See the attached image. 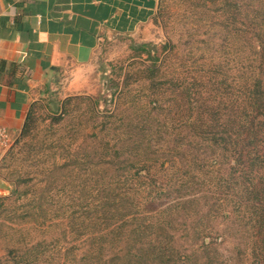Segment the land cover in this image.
I'll list each match as a JSON object with an SVG mask.
<instances>
[{
    "label": "trees",
    "instance_id": "trees-1",
    "mask_svg": "<svg viewBox=\"0 0 264 264\" xmlns=\"http://www.w3.org/2000/svg\"><path fill=\"white\" fill-rule=\"evenodd\" d=\"M224 7L233 12L231 16L242 17L243 32L252 34L251 56L255 65L244 67L239 81L221 76L212 83L210 79L205 81L199 72L195 76L191 72H182L163 77L160 68L171 50L164 46L161 55L156 54V50L152 55L149 46L142 45L140 49L150 65L127 73L114 91L119 100L132 93L137 99L140 95L137 97L130 89V85L137 81H142L146 91L147 96H143L146 116L139 125L126 121L129 128H138L137 141L131 147L117 149L116 144H112L113 140L120 138V129L126 119L118 110L106 112L103 115L105 120L96 122L99 127L95 125L98 129L92 132V137L98 139V148L91 151L83 148L78 141L84 130L75 125L57 142L42 141L45 149L40 145L28 149L32 158L37 157L35 155L42 149L49 154L45 160L46 168L51 165L53 169L66 173L65 186L78 178L86 181L91 176L96 177L95 172L101 166L114 167L110 181L95 179L93 189L82 190L87 192L77 204L78 210L74 212L77 217L73 215L70 221V231H77V236L82 238L81 245L89 239L93 244L99 243L103 251L125 237L128 249L122 256L116 254L113 264L192 263V254L181 255L173 245L171 234L157 226L158 232L146 224V218H139L152 211L148 207L151 200L166 191L171 182L178 185L177 192L193 187L195 191L209 192L215 199L209 210L210 216L220 214L225 220L233 217L242 222L249 231L252 264H264V7L251 16L239 3L224 0ZM134 100V108L144 104L141 99L136 103ZM36 103L31 104L19 136L10 142L1 162L9 164L27 149V139L34 135L37 121ZM155 112L163 113L165 117L156 120L153 117ZM60 119H53L54 123L49 126L59 123ZM92 119L98 120L95 112ZM152 120H155V127ZM109 130L112 135L108 134ZM165 136L172 137L174 146L159 152L152 143L160 142ZM204 149L210 151L208 156L201 154ZM224 163H228L227 173L221 168ZM194 205L191 203L190 209ZM190 209L183 208L180 202L177 204L179 213H188ZM163 222L168 224V221ZM192 232L196 239L193 244L204 255L201 264H226L216 241H206L209 234L205 229L196 223L192 225ZM75 249L70 246L66 256ZM85 257L88 260L97 258V255L90 251Z\"/></svg>",
    "mask_w": 264,
    "mask_h": 264
},
{
    "label": "rangeland",
    "instance_id": "rangeland-1",
    "mask_svg": "<svg viewBox=\"0 0 264 264\" xmlns=\"http://www.w3.org/2000/svg\"><path fill=\"white\" fill-rule=\"evenodd\" d=\"M230 1L244 6L250 16L264 7V0ZM224 8V0H158L153 16L146 23L131 33H113L102 38L92 62L74 72L73 80L67 82L68 87L64 83L63 86L54 84L36 103L37 121L34 135L27 139L29 147L9 164L0 162V190L3 192L0 193V264H113L116 254L122 256L126 252L128 244L125 237L102 251L99 243L93 244L89 239L81 245L82 238L77 236V231H70L71 218L73 215L77 217L74 213L78 210L77 204L87 192L82 190L93 189L95 179L110 181L114 167L101 166L95 172L96 177H88V183L84 178H78L65 186L66 173L53 169L51 165L46 168L45 160L50 155L43 152L45 147L41 142H57L76 125L84 130L79 134L78 143L91 151L98 146V139L92 137V132L99 127L97 123L105 120L103 115L106 112L119 110L126 118L125 124L120 129V138L113 140L112 144L115 143L117 149L131 147L137 141L138 128H129L126 121L139 125L146 116L143 110L146 91L142 81L130 85L131 92L141 98L135 99L132 93L119 100L114 91L127 73L150 65L140 49L142 45H148L152 55L155 50L161 55L164 46L171 50L160 68L163 77L182 72H191L195 76L199 72L205 81L210 79L212 83L221 76L239 81L244 67L255 65L251 56L252 34L243 32L242 17L231 16L233 12ZM175 69L177 72L174 73ZM140 99L144 104L134 108L132 101L136 103ZM94 112L98 115L97 121L92 119ZM58 117H61L60 122L49 126ZM153 117L159 120L165 114L155 112ZM151 124L155 127V120ZM151 130L155 131L154 128ZM108 134L112 135V130ZM174 142L171 136H165L158 143L154 141L152 147L156 145L162 152L174 146ZM39 145L43 149L32 158L28 149ZM201 154L208 156L210 151L204 149ZM93 160L96 162L98 159ZM227 166L228 163L221 165L224 173L228 171ZM171 184L151 200L148 207L152 211L139 218H146L147 225L156 230L158 226L171 234L173 245L181 255L192 254L191 264H201L204 256L193 244L196 239L192 225L196 223L209 234L207 242L216 241L218 252L226 264H252L249 231L242 222L233 217L225 220L220 214L210 216L209 210L215 199L209 192L195 191V187L182 188L177 192L178 185ZM179 202L186 210L190 209L191 203L195 205L188 213H179ZM169 215L170 218H165ZM163 221H168V224ZM72 245L76 249L67 257L66 250ZM90 251L95 252L98 259H85Z\"/></svg>",
    "mask_w": 264,
    "mask_h": 264
},
{
    "label": "crops",
    "instance_id": "crops-1",
    "mask_svg": "<svg viewBox=\"0 0 264 264\" xmlns=\"http://www.w3.org/2000/svg\"><path fill=\"white\" fill-rule=\"evenodd\" d=\"M157 1L0 0V127L9 142L19 136L31 104L54 84L68 87L102 38L135 31L153 16ZM5 153L0 148V162Z\"/></svg>",
    "mask_w": 264,
    "mask_h": 264
},
{
    "label": "built area",
    "instance_id": "built-area-1",
    "mask_svg": "<svg viewBox=\"0 0 264 264\" xmlns=\"http://www.w3.org/2000/svg\"><path fill=\"white\" fill-rule=\"evenodd\" d=\"M9 146L8 134L5 129L0 127V148L7 149Z\"/></svg>",
    "mask_w": 264,
    "mask_h": 264
}]
</instances>
